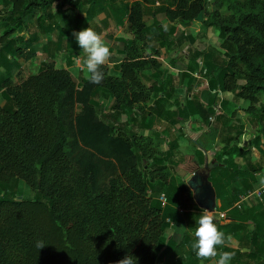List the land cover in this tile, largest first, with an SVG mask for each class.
<instances>
[{
  "label": "trees",
  "instance_id": "obj_1",
  "mask_svg": "<svg viewBox=\"0 0 264 264\" xmlns=\"http://www.w3.org/2000/svg\"><path fill=\"white\" fill-rule=\"evenodd\" d=\"M81 1L88 4L84 23L107 8L126 12L132 37L124 44L118 74L105 65L102 83L86 78L77 83L68 69L43 62L15 83L17 59L36 54L37 36L23 39L9 33L27 30L34 10L42 11L38 21L40 16L51 19L54 2L61 15L63 7L73 10L78 25L81 19L71 5ZM157 11L184 26L198 21L202 12L200 31L218 33L214 49L223 61L214 59L213 50H202V59L182 72L191 89H179L183 93L174 103L185 119L206 126L190 159L198 166L206 161V144L228 127L220 148L211 153L208 180L216 192V211H225L229 220L221 223L223 218L216 216L220 231L239 237L247 251L218 249L235 252L234 264H264V203L248 196L235 205L264 176V102L258 105L264 101V0H169L158 4ZM1 27L0 91L5 103L0 102V264H116L128 254L137 258L136 264H206L209 260L200 263L191 247L203 210L192 201L182 173L172 169L184 158L178 136L160 120L176 88L145 82L144 70L159 67V51L149 45L143 4L136 1L127 8L116 0H0ZM56 28L59 42L65 32ZM16 40L25 41V47L13 46ZM171 42L164 44L167 50L179 47ZM197 60L206 69L200 77L193 74ZM204 81L207 86L197 95L193 87ZM224 92L248 101L244 112L259 125L251 147L240 144L243 131L230 132L236 126L231 125L235 110L229 109L227 98H220ZM103 94L112 98L108 110ZM161 136L165 150L156 146ZM19 181L30 188L31 197L16 196ZM161 194L166 197L163 205ZM178 207L190 209L182 216ZM37 241L46 245L39 250Z\"/></svg>",
  "mask_w": 264,
  "mask_h": 264
},
{
  "label": "rangeland",
  "instance_id": "obj_2",
  "mask_svg": "<svg viewBox=\"0 0 264 264\" xmlns=\"http://www.w3.org/2000/svg\"><path fill=\"white\" fill-rule=\"evenodd\" d=\"M152 1V0H151ZM160 2V4H167L169 2V0H158ZM88 6V4L85 1H81L78 5H71V8L74 9V12H76L78 15H81V12H85L86 7ZM65 8H62V12L63 15L59 14V10H60V6L58 4V2H54L50 8L51 10V14L53 13V17L51 19H45V17L40 16V20L38 21V15L42 12L40 10H34L36 12H31L30 13V17L28 18V24H30L29 28L27 30H23L22 32L18 33V32H11L9 33V36L12 35L11 37H16L17 35H20L23 37V39L28 38L31 35H35L37 36V41L34 44V48L35 51L37 53V55L33 56L32 58H30L29 60H23L21 58H18V62H19V67H15L13 69L14 73H16L17 71L19 72L18 76H16L17 74H15L14 77V82L18 83L22 78H24L25 76H28L30 73L36 71L37 67H39L41 65L42 62L50 65V66H54V67H60V66H64L66 65V62L70 61L71 62H75V60H77L76 58L80 55L83 56V52L82 49L79 47L75 36L73 35V32H79L82 29L78 28V25L75 26V20H74V14L69 10H64ZM73 11V10H72ZM65 13V14H64ZM162 13V12H161ZM17 16V15H16ZM67 17V20H62L63 17ZM150 18V15L148 14L146 19L148 20ZM108 19H104L103 21H101L100 25H103L107 22ZM56 24H58L59 26H56ZM194 24L200 29V23L199 21H195ZM48 25H51V27H48ZM59 27L61 30H63L65 32V36L63 38L60 39V41L57 43V40L59 38V32L58 28ZM8 29V27H7ZM3 27L0 28V35H3L2 33ZM217 31L213 30L212 28H209L208 31L203 32H199V34L197 35V37L195 38V40H188V41H184L185 43L183 45H179L178 50L181 51V49H184L183 46L186 45L187 43L189 44V46H187V50L185 53L183 52H179V56H186L187 57V61H182L183 63L186 64H181L179 67H183V69L189 67V66H194L195 65V59L201 60V56L199 55L200 52L202 50H208L211 49L214 52V59H216V61L221 62L224 59V56L222 55V53H219L217 50H215V43L218 39L217 36ZM5 35V34H4ZM7 37L5 36L4 40ZM106 38H108L109 40H113V33H107L106 37H104V39L106 40ZM181 36H178L177 41L179 42L181 40ZM67 44V48H63L60 47L58 44H62L64 43ZM113 42L119 46L117 40H113ZM63 44V45H64ZM15 47L21 46L22 48L25 47V41L22 40H16L14 41V45ZM58 48L60 49V51H58ZM10 56V55H9ZM70 57H73L74 59H71ZM181 59V58H180ZM197 60V61H198ZM21 61V64H20ZM42 61V62H41ZM171 70V69H170ZM71 71H74V69H71ZM173 72L169 73V71H164L162 74H158L156 73V75L152 78V83L156 86V88L160 87L161 85L165 86L167 83L171 84L172 88L173 86H178V88L182 91L185 90H189L191 89L189 83L187 84V78L183 77V73L181 71L176 72L175 70H171ZM2 69L0 70V74H2ZM110 72L112 74H118L117 71L115 69L111 70ZM150 73V71H148ZM5 73H7L5 71ZM76 78V77H75ZM74 78V80H75ZM151 80V78L145 82H149ZM181 80V84L179 83V81ZM76 81V80H75ZM203 84L200 85V83H198L197 85L201 86L203 89L206 88L205 86V81L202 82ZM197 86V88L199 87ZM164 88V87H162ZM202 88H200L202 90ZM193 89L195 90V92L197 93V95H200L201 93L199 92V90L196 89V87L194 86ZM162 90H158V95L159 98H162L163 94H161ZM193 92V91H192ZM225 96L228 100H229V109L231 110H235V116H234V121L231 122V125L235 124L236 126H232L230 128V132L232 135H235V133H237V130H241L243 131L241 138H240V144L244 145L246 147H251L250 145V140L252 139V136L254 135V133L256 134L258 129H259V125L257 123V121L254 119L253 116L248 115L244 112V107H246L248 105V101H238L235 97L234 94L231 92H224L222 97ZM175 99V96L171 97L170 100L167 99L166 101V106L164 107V110L162 111L161 114V118L160 120L165 122L166 124L171 126V130H172V134L174 136H178V144H179V149L182 153V155L184 154L186 159L187 158H191L193 157L194 154V149L196 148V145H194V142L197 141V138L199 137V135L194 138L195 136V131L193 132L192 130H195V127H199L201 129H203V131L206 129V126H204L203 123L199 122L200 124L195 125V124H190V122H186V120L184 121V116L185 113H182L180 111L181 107L179 108L178 106H176L173 101ZM0 102L1 104L5 103V99L2 97L1 91H0ZM101 102L102 105L104 107L105 110H108V108L110 107L112 101H111V97L103 94L101 97ZM264 101L262 100L258 105H261ZM246 103V105L244 104ZM184 121V122H183ZM195 122V120H194ZM192 125V126H191ZM195 125V127H194ZM200 129V130H201ZM226 130H228V127H223L222 130H220L219 132H217L215 134V140L212 141L210 144H206L207 145V149L206 153H213L214 151H217L220 146H221V140L223 138V136L226 133ZM239 130V131H240ZM191 131V132H190ZM190 133H192V136L190 137ZM184 135H186L188 138H186ZM192 138V139H191ZM193 138L195 140H193ZM161 141L157 142V148H160L162 150H165L167 148L166 146V139H164V136L160 137ZM262 142L264 143V137L261 138ZM159 146V147H158ZM253 150V153H258L256 151L255 148H251ZM190 153V154H189ZM190 156V157H189ZM213 159L211 157L210 161H208L209 163L212 162ZM206 162V161H205ZM205 164V163H204ZM195 166H198L195 162H192V164H189L187 167L190 168H194ZM172 169H177L172 167ZM198 170L200 172H204V165L202 166H198ZM174 171V170H173ZM260 185V183H258L257 185H255V188L258 187ZM32 195V191L30 190V188L23 182V181H19L16 187V196L18 197H22V198H29ZM264 196V193H263ZM185 197V196H184ZM251 198L258 200L256 197L251 196ZM186 200V199H185ZM259 201V200H258ZM264 201V199H263ZM189 203V202H188ZM187 204V203H185ZM187 206L189 207V205L187 204ZM169 224H171L170 221H167ZM167 231L169 233H171L173 231V228H167Z\"/></svg>",
  "mask_w": 264,
  "mask_h": 264
},
{
  "label": "crops",
  "instance_id": "obj_3",
  "mask_svg": "<svg viewBox=\"0 0 264 264\" xmlns=\"http://www.w3.org/2000/svg\"><path fill=\"white\" fill-rule=\"evenodd\" d=\"M136 1H140L143 4V7H144V21H145L146 26H147V28L149 30V32L147 34L148 37H149V40H150L149 45L153 49H157L159 51V55L158 56L156 55V59L159 62V67H157V68L156 67L155 68L154 67H150V68H147V69L144 70V74L147 75L148 80L151 78V80L149 82H146V84L150 85L152 83L151 82L152 78L156 75V73H158V74L161 73L162 74L166 70L169 71V73L173 72L171 70H175L176 72L188 71L187 70L188 67L185 68V69H183V67H179L181 64H186L184 62L182 63L181 60L182 61H187L186 60L187 57L184 56V55L181 56V57H178V56L180 54L179 52H183V53L186 52V50L188 48L187 46H189V44L187 43L186 45H184L183 46L184 49H181V51H179L176 46H174L173 48L171 47L169 50H167V48L164 47V44H166V46H167L169 44V42H171L173 40L174 42H176L177 45H183L185 43L184 41H188V40H191V39L195 40V38L197 37V35L200 32L199 26L197 27L194 24L195 21L192 22L188 26H184V25H182V24H180L178 22H175V21L174 22H169L167 20V18L163 15V13H161L160 11H157V6H158V4H160V2L158 0H152V1L151 0H116V4L118 6H121L123 4V6H126L127 8H129L131 6V4L136 2ZM63 8L68 10L67 7H63ZM115 9H119V8L116 7ZM119 10H120L119 12L116 11L118 13H115V12H112L111 10H109L108 8L104 9V10H102L100 12H97L93 18L87 19L85 21V23L82 20H84L85 17H86V11L84 13L81 12V15L77 14L78 17L81 19L79 21L80 24H78L79 25L78 28H80V29L83 28L84 29V28H87L88 26H91V27H93V29L97 33L101 34L103 37H106L107 33H113V40H115V41L117 40L119 46H117L113 42V40L111 41L108 38H106L105 41L110 45V50L112 52V56L110 57V61L107 64V66L111 70L115 69L117 71V73L119 72V64H120L121 61H123V58H124V44H125V42L128 39H130L132 37L131 33L128 30L127 23H126V16H125L126 12H124L123 9H119ZM71 12L73 13V11H70V13ZM148 14L150 15V18L147 20L146 17H147ZM104 19H108L107 22L105 24H103V25H100L101 21H103ZM76 23L77 22H75V26H77ZM168 34H170V35L168 36ZM178 36H181V38H182L179 42L177 41ZM63 44L64 43H62L61 45L60 44H58V45L60 47L63 46V48H67L68 47L66 42H65L64 45ZM58 51H60L59 48H58ZM35 55H37V53ZM84 55L85 54L83 53V56L80 55V56H78L76 58L77 60L80 61L81 67L78 68L76 66L77 60H75V62L73 63V62L70 61V59H69V61L66 62V65L63 66V68H66V69H68L70 71V73L73 76V78L76 77L75 80H76L77 83H79L82 80V78H85L86 69L83 67ZM70 58L74 59L73 57H70ZM20 64H21V61H20ZM60 67H62V66H60ZM37 69H38V67H37ZM71 69H74V71H71ZM148 71H150V73ZM180 82H181V80L179 81V83ZM197 86L198 85H196V89L199 90L200 88H197ZM173 87L176 88V92L172 91L173 92V96H175V99H176L177 95H182V93L184 91L183 92L179 91V88H178L177 85L173 86ZM172 90H174V89H172ZM201 91L202 90L200 89L199 92H201ZM162 93L163 92L161 91V94ZM222 95H223V93H219L220 98L222 97ZM223 97L226 98L225 96H223ZM170 99L171 98H169L168 100H170ZM111 101H112V98H111ZM241 101L243 102V100H241ZM174 102L175 101H173V103ZM165 104H166V102H165ZM180 104L182 105L181 102H180ZM244 104L246 105V103H244ZM185 120H186V122L187 121L190 122V124L193 123V119H187L186 118V119H184V121ZM200 129L201 128H197L195 130H192L193 132L195 131V133H196L194 135L195 136L194 138H196L198 135L200 136V133L203 131V129H201V130ZM189 135L191 137L192 133H190ZM184 136L186 138L189 137V136L187 137L186 135H184ZM194 138H193V140H195ZM208 154L211 155V153H206V160L208 159L207 158ZM254 154L258 155V153H254ZM211 157H212V155H211ZM183 158H184V161L181 162L180 164H178V166L176 167L177 168L176 170H179L182 173V178L185 181L191 175V173L193 171L198 170V166H195L194 168L189 169L187 166L189 164H192V162H190L191 158H187L186 159L184 154H183ZM182 170H184V172H182ZM161 195H164V194H161ZM191 197H192V201L195 203V201L193 199V192H192V196ZM184 198L186 199V200H183L184 203H187L189 205L190 200L188 198H186V196ZM216 203H217V199H216ZM180 207H178V210H179V212H180V214L182 216H183L184 212H187L190 209L188 207H185V208L184 207L180 208ZM217 215L218 214L216 213V216ZM228 221L229 220L224 217L223 221L221 223L228 222ZM184 222H186V220ZM228 235H231L232 239L230 241H227L225 246H228L229 248L234 249V250L238 249L240 253H243V252L247 251V248L244 245H241L239 237H236L233 234H228ZM218 251H221V250L218 249ZM216 259H218V257ZM199 262L202 263L203 261L199 260ZM206 264H215V261L214 260H209L208 262H206ZM230 264H234V262L230 261Z\"/></svg>",
  "mask_w": 264,
  "mask_h": 264
},
{
  "label": "clouds",
  "instance_id": "obj_4",
  "mask_svg": "<svg viewBox=\"0 0 264 264\" xmlns=\"http://www.w3.org/2000/svg\"><path fill=\"white\" fill-rule=\"evenodd\" d=\"M73 35L85 54L83 58V67L86 69L85 78L93 84L102 83L105 79V73L102 68L109 63L112 56L110 45L91 26L79 32H73ZM76 66L78 68L81 67L79 60H77ZM189 181H191L190 177L187 183ZM259 183L264 186V176L259 178ZM194 236L196 239L191 247L199 260H214L215 264H230V261L234 259L235 252L218 251V247H224L226 242L230 241L232 237L220 231L214 211L204 208L197 221ZM45 245L43 241H37L36 243V247L39 250ZM217 257L218 259H216ZM136 259L131 254H128L123 259L118 260L116 264H136Z\"/></svg>",
  "mask_w": 264,
  "mask_h": 264
},
{
  "label": "water",
  "instance_id": "obj_5",
  "mask_svg": "<svg viewBox=\"0 0 264 264\" xmlns=\"http://www.w3.org/2000/svg\"><path fill=\"white\" fill-rule=\"evenodd\" d=\"M197 20L202 19V12H200L197 17ZM207 160L204 164V172L199 170L193 171L189 176L191 181L187 183L188 178L185 180L186 187L193 192V199L196 205L203 209L207 208L210 211H214L216 208V192L211 182L208 180V172L212 167V163L208 162L211 159V155H207Z\"/></svg>",
  "mask_w": 264,
  "mask_h": 264
},
{
  "label": "built area",
  "instance_id": "obj_6",
  "mask_svg": "<svg viewBox=\"0 0 264 264\" xmlns=\"http://www.w3.org/2000/svg\"><path fill=\"white\" fill-rule=\"evenodd\" d=\"M198 64H199V68H198V70H197V72H195V73H193L194 74V76L195 77H200L201 76V74H203V73H205V68H203V66H202V61H198ZM200 70H201V72H200ZM205 86H207V83H206V81H205ZM198 88H202L201 86H199ZM191 94V93H190ZM189 94V95H190ZM214 109H215V113H219L220 111V109H219V104H217V105H215L214 106ZM209 119L212 121L213 119H214V116H210L209 117ZM263 193H264V186H261V185H259L258 187H256L253 191H251V192H249L248 193V195H244V196H241V198L235 203V205L236 206H240V203L244 200V199H246L248 196H254V197H256L259 201H261V202H263L264 203V201H263ZM159 199H160V201H161V203H162V205L163 204H165V202H166V198H165V196L164 195H160V197H159ZM214 213L216 214H218V216L220 217V218H224L225 216V211H216V208L214 209Z\"/></svg>",
  "mask_w": 264,
  "mask_h": 264
}]
</instances>
